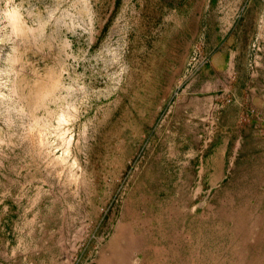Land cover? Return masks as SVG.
<instances>
[{"label":"rangeland","instance_id":"1","mask_svg":"<svg viewBox=\"0 0 264 264\" xmlns=\"http://www.w3.org/2000/svg\"><path fill=\"white\" fill-rule=\"evenodd\" d=\"M261 19L264 0H0V264H264V114L235 83Z\"/></svg>","mask_w":264,"mask_h":264},{"label":"crops","instance_id":"2","mask_svg":"<svg viewBox=\"0 0 264 264\" xmlns=\"http://www.w3.org/2000/svg\"><path fill=\"white\" fill-rule=\"evenodd\" d=\"M239 22H242L240 20ZM238 20H234L233 22L229 21L225 25V37L226 39L228 38V41H234L236 37L241 33L240 26H238ZM255 27H264V19H261L259 21H255ZM264 31H258L257 29L255 30V33L251 35V38L254 39L253 44L256 45V48H252V61H251V68H250V73L249 77L245 79H237L235 83L238 84H243L245 85V89L249 91V94L251 95L252 99V104H254L255 108L264 114ZM234 38V39H233ZM224 39V40H226ZM236 44V41L233 43L231 48H234ZM229 45V44H228ZM236 49V47H235ZM222 50V49H219ZM225 56L227 55V64L228 65H234L235 62V57H236V51L232 49H227L226 47L224 48ZM219 54H222L221 51H218ZM244 91V89H241ZM258 96V98L256 97Z\"/></svg>","mask_w":264,"mask_h":264},{"label":"bare ground","instance_id":"3","mask_svg":"<svg viewBox=\"0 0 264 264\" xmlns=\"http://www.w3.org/2000/svg\"><path fill=\"white\" fill-rule=\"evenodd\" d=\"M16 12H17V11H16ZM11 15H12L14 18H16V13H15V12L12 13ZM11 15H10V16H11ZM8 16H9V14H8ZM14 18H13V20H15ZM11 19H12V17H11ZM12 23H13V21H12ZM15 23H16V21H15ZM13 25H14V24H13ZM16 26H17V25H15V27H16ZM13 27H14V26H13ZM16 29H17V28H16ZM18 29H19V28H18Z\"/></svg>","mask_w":264,"mask_h":264}]
</instances>
